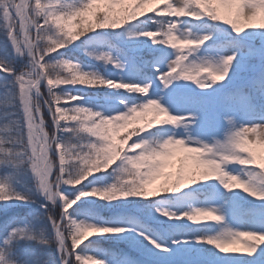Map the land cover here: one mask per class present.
Wrapping results in <instances>:
<instances>
[{"label": "snow or ice", "instance_id": "obj_1", "mask_svg": "<svg viewBox=\"0 0 264 264\" xmlns=\"http://www.w3.org/2000/svg\"><path fill=\"white\" fill-rule=\"evenodd\" d=\"M0 213V264H264V0H0Z\"/></svg>", "mask_w": 264, "mask_h": 264}, {"label": "trees", "instance_id": "obj_2", "mask_svg": "<svg viewBox=\"0 0 264 264\" xmlns=\"http://www.w3.org/2000/svg\"><path fill=\"white\" fill-rule=\"evenodd\" d=\"M3 221V215L2 213H0V223H2ZM98 246L101 247V248H104V249H113V248H120V249H123L125 251H130L128 249V246L126 244H114L112 241H105V240H101V241H98L97 242ZM135 254V253H133Z\"/></svg>", "mask_w": 264, "mask_h": 264}]
</instances>
